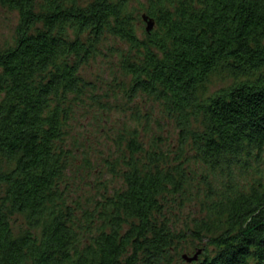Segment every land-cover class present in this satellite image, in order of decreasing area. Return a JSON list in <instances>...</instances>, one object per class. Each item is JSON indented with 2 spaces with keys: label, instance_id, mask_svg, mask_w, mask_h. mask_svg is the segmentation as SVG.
Listing matches in <instances>:
<instances>
[{
  "label": "trees",
  "instance_id": "trees-1",
  "mask_svg": "<svg viewBox=\"0 0 264 264\" xmlns=\"http://www.w3.org/2000/svg\"><path fill=\"white\" fill-rule=\"evenodd\" d=\"M0 6L19 14L0 49V264H173L192 241L185 264H264V182L236 179L264 165V0ZM197 197L206 214L183 221Z\"/></svg>",
  "mask_w": 264,
  "mask_h": 264
},
{
  "label": "rangeland",
  "instance_id": "rangeland-1",
  "mask_svg": "<svg viewBox=\"0 0 264 264\" xmlns=\"http://www.w3.org/2000/svg\"><path fill=\"white\" fill-rule=\"evenodd\" d=\"M19 22V14L17 11L15 10H10L8 8L5 7H1L0 6V49L6 47V44H10L13 43L15 40V36H16V27L18 25ZM99 65H94L92 68H86L85 69V76L87 78H89L90 80L96 81L97 76L98 75H102L103 77L101 78L102 81H104V83H111L112 81V76L110 71L105 70V73L99 69ZM227 80L226 77H214L213 78V82L210 85V90H214L215 88H218L222 85H226ZM106 85L107 84H100L98 85V87L100 88L101 86L103 87V89L106 90ZM120 95V99L119 101L114 99L110 100V106H111V117L113 120L120 122L123 121L124 119H127L130 117L131 114V109L130 107H128L127 105L121 103L123 98H125L123 93L118 92ZM105 92L101 93V95H104ZM110 95L112 96L113 93L110 92ZM103 102H106V100L104 98H102ZM91 111H95L94 109H92ZM97 112V111H95ZM98 116L101 118L102 116H105V114H103L102 112V108L98 107ZM95 118L94 116H89L88 119H84L83 123L84 125L82 126V129L79 128L80 132L82 131L83 133V137L84 135L87 136L88 141L91 142V144L93 143H97V137L100 136V133L97 134V124L95 122ZM106 122H104L105 124ZM111 128V126H110ZM98 135V136H97ZM85 141V138H84ZM102 141H105V139H103ZM257 168H259L260 170H264V165H260V166H256V164H253V166H251L247 171L244 172V174L242 175L241 172L237 173V180L239 181V183L244 186H248L250 187L251 183L256 180V179H260L261 181L264 182V171L262 174L259 173V171H255ZM92 182V181H91ZM90 181H85L83 184H90ZM204 205L201 202V198L194 199L192 202H189V204L187 206H185L182 210H180V217L181 219L184 220H189L190 222L193 221L194 219H201L203 215L206 214L205 208L203 207ZM191 240V239H190ZM195 242L192 241L191 242V246L188 247L183 253L181 252V249L179 250L178 253H175L174 259L175 262L173 264H185L187 263L185 259H181V254L182 257L183 255H188L189 257L193 255L192 253V245Z\"/></svg>",
  "mask_w": 264,
  "mask_h": 264
},
{
  "label": "water",
  "instance_id": "water-1",
  "mask_svg": "<svg viewBox=\"0 0 264 264\" xmlns=\"http://www.w3.org/2000/svg\"><path fill=\"white\" fill-rule=\"evenodd\" d=\"M144 19L147 22L146 29L148 31H151L154 28L155 22L152 19H148L147 16H144ZM199 254L200 251H198L193 257H189L188 255H184L183 257L186 261L191 262L193 260H196Z\"/></svg>",
  "mask_w": 264,
  "mask_h": 264
}]
</instances>
